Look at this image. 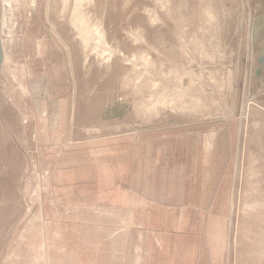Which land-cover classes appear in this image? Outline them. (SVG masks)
Returning a JSON list of instances; mask_svg holds the SVG:
<instances>
[{
    "label": "rangeland",
    "instance_id": "374dc122",
    "mask_svg": "<svg viewBox=\"0 0 264 264\" xmlns=\"http://www.w3.org/2000/svg\"><path fill=\"white\" fill-rule=\"evenodd\" d=\"M1 19L0 264L105 256L122 238L56 196L153 174L182 203L214 184L215 208L136 217L130 264H264V0H0Z\"/></svg>",
    "mask_w": 264,
    "mask_h": 264
},
{
    "label": "crops",
    "instance_id": "0c3cea01",
    "mask_svg": "<svg viewBox=\"0 0 264 264\" xmlns=\"http://www.w3.org/2000/svg\"><path fill=\"white\" fill-rule=\"evenodd\" d=\"M164 169L166 168L162 170ZM157 180H159V182ZM73 185L78 184L75 182L71 184L70 182L69 190L64 192L63 195L58 194V196H56V198L59 197L61 200L63 198L68 203H74V205L70 206H73L76 210H80V213L85 216L84 219H69V226L72 227L73 224H75V226L83 227L86 231L91 233L103 234L106 233V231L116 233V236L122 238V243L119 246L113 238L107 239L109 240L110 246L108 252L103 257H94L91 252V246H81L75 241H68V244L65 245H59L57 243L56 252L61 251L64 254H70L73 259L70 258L71 261H67L66 263L56 261V264H130L129 257L126 256V251L129 247L126 246L125 234L140 233L139 228L141 227L135 223L138 217L145 216L148 218H156L158 215L165 216L167 213L170 215L173 208H176V211L178 210L181 213L186 212L187 214H193L198 212L201 215H206V211L209 212L213 209L214 204V196L212 195L214 192V184H205L206 186L203 185L198 189L197 195L200 194L201 197L200 200L197 197V203H190L189 200H187L186 203H182L181 200L184 199L183 194L180 195L177 189L175 192H173L172 189L169 190L168 185L170 184L166 178H157L155 174H153V177L150 175L146 177L145 175L143 179L133 178L130 184H126L125 180L117 181L116 183H108L101 189L96 188L97 190L83 193L82 195L78 193L77 186ZM91 185L92 184L87 182L85 186H81V189L90 190ZM186 191L187 188L185 189L183 186L181 193H185ZM193 192L194 190L189 189L188 197L196 199ZM91 195H93L92 199L90 198ZM178 200L181 201V205L178 203ZM211 201L212 207L210 205ZM71 213L72 211H70V217L72 215ZM103 215L110 218L107 227L95 224L91 218ZM215 215L219 214L215 213ZM126 218H129V221L126 222ZM164 230H166V227ZM75 255L81 258L85 256V258L84 260H77L75 258V260ZM162 262L163 258L158 261L153 257L148 258V260L147 258L142 259V264H164ZM137 263L140 264L139 261Z\"/></svg>",
    "mask_w": 264,
    "mask_h": 264
},
{
    "label": "water",
    "instance_id": "95a60500",
    "mask_svg": "<svg viewBox=\"0 0 264 264\" xmlns=\"http://www.w3.org/2000/svg\"><path fill=\"white\" fill-rule=\"evenodd\" d=\"M4 47L2 43V32H1V23H0V74H1V69L4 63Z\"/></svg>",
    "mask_w": 264,
    "mask_h": 264
},
{
    "label": "bare ground",
    "instance_id": "6f19581e",
    "mask_svg": "<svg viewBox=\"0 0 264 264\" xmlns=\"http://www.w3.org/2000/svg\"><path fill=\"white\" fill-rule=\"evenodd\" d=\"M78 1V0H77ZM76 3V2H75ZM83 3V2H82ZM5 4V3H4ZM3 5V4H2ZM8 19V18H7ZM77 20V19H76ZM79 20H80V22L81 23H83V20H84V18L83 17H80L79 18ZM76 22V21H75ZM0 23H1V32L5 29V20H3V19H1L0 20ZM89 29V28H88ZM91 30H93V29H91ZM94 31V30H93ZM96 33H98V32H96ZM87 34V33H86ZM98 42V41H97ZM2 43H3V40H2ZM96 48H98V47H96ZM5 56H6V54H4V58H5Z\"/></svg>",
    "mask_w": 264,
    "mask_h": 264
}]
</instances>
